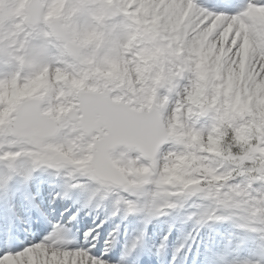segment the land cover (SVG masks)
I'll use <instances>...</instances> for the list:
<instances>
[{
    "label": "snow or ice",
    "instance_id": "obj_1",
    "mask_svg": "<svg viewBox=\"0 0 264 264\" xmlns=\"http://www.w3.org/2000/svg\"><path fill=\"white\" fill-rule=\"evenodd\" d=\"M193 196L264 239V0H0V264H109L82 213Z\"/></svg>",
    "mask_w": 264,
    "mask_h": 264
},
{
    "label": "rangeland",
    "instance_id": "obj_2",
    "mask_svg": "<svg viewBox=\"0 0 264 264\" xmlns=\"http://www.w3.org/2000/svg\"><path fill=\"white\" fill-rule=\"evenodd\" d=\"M23 1L24 0H21V2H23ZM23 3H21V4H23ZM11 7H12V5L10 3L5 4L6 10H10ZM186 198L187 197H180L178 199H180L181 201H185ZM198 201H200V204L202 205V207H204L208 202V200H205L203 198H198ZM173 202H175V200H173ZM212 203H215V202L212 201ZM215 206H216L215 208L218 207L217 204ZM182 210H183V207L181 208V206L179 205V207L177 206V208H175V209H165V214L160 215L161 218L166 219V221H168V222L169 221L172 222V226L176 227V229L172 230V233L173 234L175 233L174 236L177 237L178 240L175 238V239H172V241L170 240L169 242H165L167 245L166 248L168 250V253H170L171 250H172V252H174L175 249L177 248L176 243L174 244L175 241L180 242L181 241L180 238L181 237L186 238V234L189 233L188 225H187L188 220L182 224L181 218L178 217L176 219V217L172 216L174 211H182ZM215 211H217V210L215 209ZM225 213L231 214L235 217V221H238V226L240 229L248 227L247 225L242 223L243 220L248 222V214L247 213L235 211L233 214L232 210H224V211H220L219 215H223ZM241 214H244L243 217L240 216ZM138 218H140V217L139 216L133 217L132 224L139 223ZM143 221H144V218H143ZM157 222L158 223H155V224H160L159 221H157ZM143 226H145V224ZM244 230L246 231V233H243L241 235L242 239H240V240L233 241L236 238L239 239V237L235 236V238H234V237H229L226 235L225 240L218 247L219 249L218 248H211V250L205 254V257H204L205 259L203 260V264H219L220 258H224V256L226 254H229V256L231 258V259H229L230 264H234V263H232L233 261L241 262L242 264H247V263L248 264H264V239H262L258 234L251 232L249 230V227H248V229H244ZM219 233H221V232H219ZM230 236H233V235H230ZM130 237H131V235H130ZM135 237H137V236L135 235ZM143 238H144V236L142 237V239ZM161 241H162V237L159 235L157 230L155 232V227H152V230L150 231L149 235L146 238V242L151 243V247L148 248L147 251L152 258L156 257L159 254L157 249L159 248ZM213 241L214 240H212V242ZM51 242H53V241L52 240L48 241V243H51ZM59 246L63 247L65 245L59 244ZM236 250H240L238 254H237ZM235 254H237V255H235ZM240 258H242V259L245 258V260H242ZM224 261L226 264H229L228 261H226V260H224ZM248 261H250V262H248ZM235 264H237V263H235Z\"/></svg>",
    "mask_w": 264,
    "mask_h": 264
},
{
    "label": "bare ground",
    "instance_id": "obj_3",
    "mask_svg": "<svg viewBox=\"0 0 264 264\" xmlns=\"http://www.w3.org/2000/svg\"><path fill=\"white\" fill-rule=\"evenodd\" d=\"M100 219H101V217H100ZM0 224H1V222H0ZM0 227H2V226L0 225ZM91 230H92L91 237H95V239H93L92 242L93 243H97V246L101 247L102 246V242H99V239H100L99 232L97 230H95L94 228L91 229ZM125 239H126L127 242L129 241V238L128 237H126ZM38 242H40V240L37 239V236L31 234L30 236L26 237L25 242H22L21 244H18L15 248H13V250L14 251H18V250H20V248L24 247L25 244H28V243H38ZM56 246L57 247H62V246H59L58 244ZM123 248L125 250L127 249L124 245H123ZM0 254H2V252H0ZM109 263L110 264H125V261L124 260H116V261H109Z\"/></svg>",
    "mask_w": 264,
    "mask_h": 264
}]
</instances>
